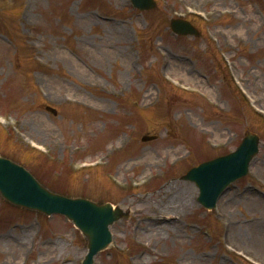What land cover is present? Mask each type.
<instances>
[{
  "label": "rangeland",
  "instance_id": "obj_1",
  "mask_svg": "<svg viewBox=\"0 0 264 264\" xmlns=\"http://www.w3.org/2000/svg\"><path fill=\"white\" fill-rule=\"evenodd\" d=\"M154 1L139 11L130 0H0V156L53 193L123 208L93 264H264V122L227 70L264 112V0ZM176 18L197 35L173 34ZM246 132L260 141L248 174L205 210L182 177ZM152 153L148 169L141 157ZM172 184L193 188L192 207L169 209L181 217L161 237L138 236L145 213L167 208L156 193ZM85 254L63 216L0 197V264H81Z\"/></svg>",
  "mask_w": 264,
  "mask_h": 264
},
{
  "label": "water",
  "instance_id": "obj_2",
  "mask_svg": "<svg viewBox=\"0 0 264 264\" xmlns=\"http://www.w3.org/2000/svg\"><path fill=\"white\" fill-rule=\"evenodd\" d=\"M140 9L154 7L152 0H131ZM171 27L181 35H196L185 22L172 21ZM145 137L142 140H153ZM258 138L247 133L235 153L205 162L192 168L182 179L195 182L200 190V203L205 208L214 207L218 196L237 178L247 173L252 157L257 153ZM0 195L9 203L46 215L60 214L80 230L87 242V254L82 264H92L93 257L106 248L111 237L108 227L126 217L110 204L97 205L84 199H70L50 193L28 172L14 163L0 158Z\"/></svg>",
  "mask_w": 264,
  "mask_h": 264
},
{
  "label": "bare ground",
  "instance_id": "obj_3",
  "mask_svg": "<svg viewBox=\"0 0 264 264\" xmlns=\"http://www.w3.org/2000/svg\"><path fill=\"white\" fill-rule=\"evenodd\" d=\"M209 1L212 2L213 4L218 3L216 0H209ZM216 10L219 11V8H216ZM110 25H112V24H110ZM123 31H124V35H125L126 29H124ZM227 36H228V34H225V33H222V32L219 33V37L221 39H223V38L226 39ZM168 60H170L168 62V65H170L171 67H174V68L178 69L180 66L183 65L181 63V61L179 59H177V58H169ZM68 61H70V60H68ZM71 62L73 63V61H71ZM74 66H76V64H74ZM186 74L188 76L191 73H190V71L187 70ZM69 94H67L66 97H64V96H62V97H64L66 99L67 97H69V96L73 97L72 95H74L71 92ZM146 96H151V90L150 89L146 91ZM24 119L33 120V119H36V118L34 116H32V115H28ZM37 119L40 120V118H37ZM22 120L23 119L20 118L16 122H21ZM25 125H26V122L24 121L23 122V126H25ZM50 133H51V135L53 134L51 131H50ZM141 158H142L143 162L145 163V166L148 169H150L155 164L154 161H155L156 155H155V153H152V155H149V157H148V155L144 154ZM127 166H129V165H127ZM172 186H173V184L172 185H168L167 187H164V189H160V190L157 191L156 194L158 196H160L161 199H165V198L167 199L166 201H168V202H166L164 204V205H166L167 208L164 210V209H159L158 206H154L150 210V212L145 213L143 215V220H141V222L137 224V226H138V236H144V237H146L148 239L151 238L152 240L153 239H157L158 237H161L162 233L164 231H167L168 225L172 224V223L175 224L181 217V215L179 213H176L175 214L176 215L175 216V220L173 222H171L166 217L168 214H171L168 211L169 209H176L178 211H181V213H183L182 211L187 210L188 208L192 207V201L194 199L193 188L191 186L187 185V184L178 185L176 188H172ZM172 190H174V192H173L172 195L169 196V194H170V192ZM141 200L144 201L143 204L147 203V199L143 198ZM121 210H123V208ZM260 236L263 237L264 234L262 233V235H260ZM4 238L5 239L7 238L8 240L14 239V237L11 236V235H9L8 237L5 236ZM7 245H8V247H12V245L9 244V243ZM20 248H21V246H18L17 252L16 251L13 252L14 255H12V256L15 257L16 255H19V254L21 255L22 253H20V252H22V250ZM263 248H264V246H263ZM5 249H7V248H5ZM147 252L149 254H151V251H147ZM182 259H185V258H182ZM204 259H205V257L203 255L200 256V262L201 263L204 262ZM10 262H12V261H10ZM5 263H7V262H5ZM13 263H11V264H13ZM15 264H17V262Z\"/></svg>",
  "mask_w": 264,
  "mask_h": 264
}]
</instances>
